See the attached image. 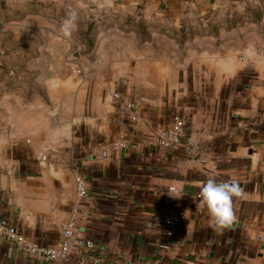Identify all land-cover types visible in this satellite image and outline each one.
<instances>
[{"label":"crops","instance_id":"crops-1","mask_svg":"<svg viewBox=\"0 0 264 264\" xmlns=\"http://www.w3.org/2000/svg\"><path fill=\"white\" fill-rule=\"evenodd\" d=\"M5 10L0 219L47 246L78 223L65 260L32 259L0 236V264H264V0H7ZM176 114L188 118L180 145L156 147ZM117 140L127 148L111 150ZM209 176L243 190L229 229L201 202ZM169 208L186 213L172 237Z\"/></svg>","mask_w":264,"mask_h":264},{"label":"built area","instance_id":"built-area-1","mask_svg":"<svg viewBox=\"0 0 264 264\" xmlns=\"http://www.w3.org/2000/svg\"><path fill=\"white\" fill-rule=\"evenodd\" d=\"M74 72L80 74L79 68ZM114 98H119L120 94L115 92ZM137 104L133 101H126L124 104V112L129 121L137 120ZM188 118L185 115L176 114L173 116L171 124L168 127L160 129L153 138V144L156 147L171 150L178 147L182 137L186 134ZM124 140H117L111 143L110 149L127 148ZM75 195L79 203L87 195V183L83 175L77 173L74 176ZM173 194H181L178 190H173ZM189 197V195H183ZM81 205V204H80ZM162 223L164 234L172 237L175 234L176 227L186 218V213L177 208H169L162 215ZM78 220L75 216L71 217L63 225L60 238L56 244L52 246L40 245L26 238L16 226L11 225L8 221L0 219V236L5 237L7 241L20 253L32 259H39L47 263L53 261L65 260L69 253L74 239V233L77 229ZM161 247L165 250L169 249V243H164ZM139 264H150L146 261Z\"/></svg>","mask_w":264,"mask_h":264},{"label":"clouds","instance_id":"clouds-1","mask_svg":"<svg viewBox=\"0 0 264 264\" xmlns=\"http://www.w3.org/2000/svg\"><path fill=\"white\" fill-rule=\"evenodd\" d=\"M243 195L237 181H218L209 176L199 192L202 204L206 205L214 226L220 230L231 228L236 222L233 198Z\"/></svg>","mask_w":264,"mask_h":264},{"label":"rangeland","instance_id":"rangeland-1","mask_svg":"<svg viewBox=\"0 0 264 264\" xmlns=\"http://www.w3.org/2000/svg\"><path fill=\"white\" fill-rule=\"evenodd\" d=\"M6 3H7V0H0V23L3 21L5 12H7V10H5ZM11 12L13 14L19 13V11L17 10H13ZM28 30H29V34H35L41 31V27H39V24L37 26L36 21L34 23L29 22ZM2 33H3V25L0 24V35H2ZM3 48H4V40H1L0 41V61L1 62H2V56H3V51H4Z\"/></svg>","mask_w":264,"mask_h":264}]
</instances>
